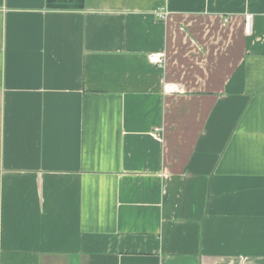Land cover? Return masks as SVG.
I'll return each instance as SVG.
<instances>
[{
	"label": "crops",
	"instance_id": "1",
	"mask_svg": "<svg viewBox=\"0 0 264 264\" xmlns=\"http://www.w3.org/2000/svg\"><path fill=\"white\" fill-rule=\"evenodd\" d=\"M0 264H264V0H0Z\"/></svg>",
	"mask_w": 264,
	"mask_h": 264
},
{
	"label": "built area",
	"instance_id": "2",
	"mask_svg": "<svg viewBox=\"0 0 264 264\" xmlns=\"http://www.w3.org/2000/svg\"><path fill=\"white\" fill-rule=\"evenodd\" d=\"M167 11L164 9H157L155 11V15L158 18H162L165 19L167 16ZM227 19H225L224 21H226ZM247 29L250 31L251 29V16H247ZM148 60L150 63L158 65V66H163V64L165 63V55L163 53H152L149 54L148 56ZM166 91L169 92H173V91H177L178 88H176V86H174L173 84H167L165 86Z\"/></svg>",
	"mask_w": 264,
	"mask_h": 264
}]
</instances>
